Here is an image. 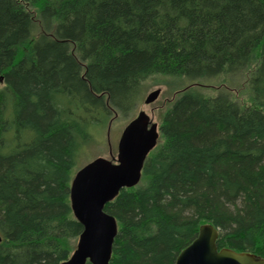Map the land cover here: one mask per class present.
Masks as SVG:
<instances>
[{
	"label": "trees",
	"instance_id": "trees-1",
	"mask_svg": "<svg viewBox=\"0 0 264 264\" xmlns=\"http://www.w3.org/2000/svg\"><path fill=\"white\" fill-rule=\"evenodd\" d=\"M154 76L196 83L103 207L108 264H174L203 224L264 259V0H0V264L69 259L75 157Z\"/></svg>",
	"mask_w": 264,
	"mask_h": 264
},
{
	"label": "water",
	"instance_id": "water-1",
	"mask_svg": "<svg viewBox=\"0 0 264 264\" xmlns=\"http://www.w3.org/2000/svg\"><path fill=\"white\" fill-rule=\"evenodd\" d=\"M159 96L152 92L146 104ZM118 146L120 165L97 159L87 168L78 170L69 188L73 217L83 226L75 250L61 264H108L111 244L116 234L115 220L104 213L119 190L136 186L141 178L143 163L158 142L157 126L142 112L132 122ZM150 129L147 131V125ZM93 166V167H92ZM93 169V170H91ZM218 231L210 224L199 227L196 238L177 256L174 264H264V259L246 252L217 249ZM0 236V242H1Z\"/></svg>",
	"mask_w": 264,
	"mask_h": 264
},
{
	"label": "rangeland",
	"instance_id": "rangeland-1",
	"mask_svg": "<svg viewBox=\"0 0 264 264\" xmlns=\"http://www.w3.org/2000/svg\"><path fill=\"white\" fill-rule=\"evenodd\" d=\"M195 83V81L186 78L164 76H154L145 81L133 111L126 115L118 114L105 129L94 130L92 141L77 153L73 172L87 168L97 159L112 161L113 158H116L120 140L124 134L130 131L133 119L139 112H144L149 116L158 129L160 114L167 108V102L172 98L174 91ZM208 83H213V80ZM155 90H159V96L152 103L146 104L148 96ZM203 93L216 95V92L212 90H206ZM137 185H142V182L139 181Z\"/></svg>",
	"mask_w": 264,
	"mask_h": 264
},
{
	"label": "flooded vegetation",
	"instance_id": "flooded-vegetation-1",
	"mask_svg": "<svg viewBox=\"0 0 264 264\" xmlns=\"http://www.w3.org/2000/svg\"><path fill=\"white\" fill-rule=\"evenodd\" d=\"M137 116H138V114L134 117L133 120H135V119L137 118ZM148 118H149L150 122H152L149 116H148ZM149 129H150V125L148 124V125H147V131H148ZM118 155H119V152H118V148H117V156H116V158H113L112 161H110V160H107V161H108L109 163H111L112 165H114V166H119V165H120V162H119Z\"/></svg>",
	"mask_w": 264,
	"mask_h": 264
}]
</instances>
